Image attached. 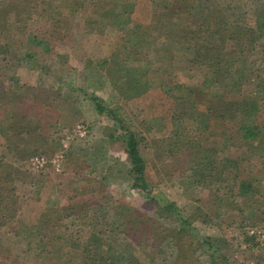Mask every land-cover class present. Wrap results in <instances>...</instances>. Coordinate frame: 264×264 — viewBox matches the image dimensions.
Here are the masks:
<instances>
[{
    "label": "rangeland",
    "instance_id": "obj_1",
    "mask_svg": "<svg viewBox=\"0 0 264 264\" xmlns=\"http://www.w3.org/2000/svg\"><path fill=\"white\" fill-rule=\"evenodd\" d=\"M79 1V8L73 13V4L70 2L66 5L62 0L37 1V9L23 13L27 21L26 27L37 30L45 42L41 45L29 42L33 47L32 51L37 52L36 60L0 53V74L5 80L6 88L12 86V81L8 79L10 77H15L19 85L26 86L20 92L24 91L30 97L28 106L35 112L42 113L46 121L43 127L45 137L51 135L47 140L36 141L38 146L43 147L32 153L28 152L27 147L16 146L18 137H12L13 130L8 129L5 110L0 105V184L12 179L17 202L15 217L19 216L21 220L32 223L22 229L15 228L19 223L12 225L13 219L7 228V225H2L5 235L0 230V264H264V235L250 232L251 228L264 232V220L261 218L264 214L260 212L264 208V65L260 61L263 56L261 51H264V32H257L256 46L251 50L250 47L245 48L242 57L251 65L244 81V96L256 97L259 104L252 115L248 114L249 121L253 120L261 126L258 140L245 142L237 121L229 120L224 130L223 127H209L206 95L203 98L187 96V88H184L187 84H202L207 72L191 69L187 55L179 50L174 51L173 58L170 56L166 62L154 59L144 68L148 71L152 88L167 91L162 102L163 112L168 114V120L162 115L153 121L149 120L148 123L153 126L151 129L130 113L126 101L117 98L105 73L95 68V63L107 59L115 48L119 33L114 26L115 18L111 15L106 21L112 19V25L110 22L105 26H100L99 23L93 25L91 20L105 6L124 0ZM128 1L134 3L137 0ZM206 1H210V6L215 7L216 3L213 1L216 0ZM255 2L256 5L253 2L248 4L243 15L254 28L257 26V19L264 21V14L262 18H258L264 12V0ZM56 8L60 9L62 17H67V27L62 22L47 20L45 12ZM186 8L187 1H174L171 4L173 12H186ZM194 12L192 18L196 21ZM147 15L142 12L140 21H149L150 16L146 18ZM152 24L154 25L153 21ZM9 26H17V23L10 22ZM155 29L157 28L151 29L154 32L150 41L158 47L166 46L167 40L163 35L157 34ZM46 42L51 44V51L45 52L48 46ZM204 90L207 92V87ZM93 94L114 105L126 125L152 136L141 145V151L148 162L146 178L157 195L175 202L183 209L184 216L190 219L191 226L182 237L183 240L176 234H167L166 237L154 236L151 240L140 238L135 242L123 232L120 227L123 220L111 204L114 203V197L123 195V191L116 187L127 183L128 166L125 158L118 155L120 150L110 143L108 132L111 125L106 117L96 114L95 104L91 99ZM173 114L185 119L187 132L191 133L193 128L198 127L197 132L193 130V137L201 142L202 148L195 157L190 158L192 163L211 154L213 142L210 133L218 134L219 130H223L224 137H219L217 141L222 142L226 138L232 146L228 149L222 145L217 158L219 156L222 159L228 155L239 157L238 166L225 171L227 182L232 181L234 171L238 181H259L256 183L257 189L259 188L256 193L246 191L234 198L240 204L239 208L243 209L241 216L240 213L236 215L233 209L228 210L223 199L220 201L216 197L214 201L209 200L207 185H199L202 183L201 178L198 181L194 180L197 177L187 178V183L192 182L194 188L186 192L189 185L184 186L177 175L167 174V166L158 159V139L159 136L168 135V121ZM193 119L196 120L195 123ZM78 124L88 126L85 136L77 134ZM155 134L157 137H154ZM13 141L14 145L11 146ZM57 153L62 155L59 170L52 162L42 168L31 163L32 157L44 155L52 159ZM189 172L187 168V175ZM102 185L107 187V191L97 192V189H102ZM237 190L238 188L233 190L234 194ZM125 193L127 195L123 196L127 201L129 197L132 199L131 207H138L142 211L153 206L144 192L136 195L127 191ZM251 197L254 198L253 201ZM257 200H260L259 203ZM223 203L224 210L216 206ZM166 213L152 214L157 225L154 227L167 231L178 230L180 220L173 211ZM29 228L32 233L27 235L25 231ZM200 239L209 241L213 246L209 247ZM223 257L226 261H223Z\"/></svg>",
    "mask_w": 264,
    "mask_h": 264
},
{
    "label": "trees",
    "instance_id": "obj_2",
    "mask_svg": "<svg viewBox=\"0 0 264 264\" xmlns=\"http://www.w3.org/2000/svg\"><path fill=\"white\" fill-rule=\"evenodd\" d=\"M37 1L40 0H0V53H11L15 57L36 60L37 52L32 51L33 47L29 42L32 41L36 45L45 42L38 35L37 30L26 27L27 21L23 17V13L37 9ZM62 1H65L66 5H69L70 2L73 4L71 13L77 11L80 5L79 0ZM167 1L151 0L142 2L137 0L132 3L124 0L121 3L114 2L107 7L105 6L91 22L93 25L99 23L100 26H105L107 22L112 25V19L108 21L106 19L110 15L113 16L115 18L114 26L117 27L119 33V41H117L115 48L107 59L95 63V68L101 69L105 73L116 92L117 98H123L126 101L130 113L137 117L141 124H148L147 128L152 129L153 126L148 123L149 120L153 121L158 116L161 117L160 115L168 120V114L165 115L163 112L164 102H162L165 99L164 93H167V91L162 88L153 89L148 71L144 68L156 59L161 63L166 62L170 56L173 58V53L176 50L184 51L191 69L207 72L208 75H206L202 84H187V87L184 88H187V96L195 95L203 98L206 95L209 127L211 126V129L223 127L224 130L225 124L229 120L237 121L240 130L243 132L242 137L245 142L251 143L258 140L261 126L253 120L249 121L248 114L252 115L259 104L256 97L247 98L244 96V92H246L244 81L251 65L245 58H242L245 54V48L249 49L250 47L249 50H251L256 46L258 41L257 32H264L263 19H257V26L254 28L251 22L246 21L243 17L245 8L249 3L253 2L256 5L255 0H251V2H249L250 0H216L213 1L216 3L215 7L210 6L211 2L206 0H199L196 4H194L196 0H172L171 3ZM174 1H187V11L181 12L184 8L182 7L180 12H173L171 4ZM193 7L196 9L195 12ZM142 12L150 16H146V18H150L149 21H140ZM193 12L197 17L196 21L192 18ZM45 13L47 20L50 22H62L67 27V17H62L59 8ZM261 13L262 15L258 18H262L264 12ZM10 22L17 23V26L10 27ZM152 28H157L155 29L157 34L164 36L167 40L166 46L158 47L150 41L152 32H154L151 31ZM25 36H27V39H25ZM17 44L18 46H16ZM46 44L48 46L45 48V52L51 51V44L49 42H46ZM261 52L263 56L260 61L264 65V51ZM34 65H36L35 62ZM8 79L12 81V86L6 88L5 80L0 74V105L5 110L4 115L8 129L13 130L12 137H18L19 143L15 142L16 146L27 147L28 152L32 153L43 147L38 146L36 141L47 140L51 138V135L48 134L49 138L45 137L46 132L43 127L46 121H44L42 113L40 111L35 112L31 106H28L30 97L24 91L20 92V89H23L25 85H19L15 77ZM205 87H207V92L204 90ZM85 92L88 93L86 90ZM91 99L98 113L106 117L109 125H111V130L108 132L111 145H116V148L120 150L118 155L120 154L127 162L129 179L127 183L116 188L123 191V195L126 194L125 191L130 192L132 195L144 192L150 204L153 202L151 209L145 208L141 211L138 207L130 206L132 203L130 197L129 201L123 195L114 197V203L111 206L123 220L120 222L123 232L135 242L140 238L151 240L154 236L166 237L167 234L173 236L176 234L180 240H183L182 237L187 234L186 231L191 226L190 219L186 215L184 216L183 209L177 206L175 202L157 195L146 178L148 162L141 151V145L142 142L149 139V137L152 138V136L144 131H136L130 125H126L117 108L106 103L102 97L93 94ZM221 110H223V113H220ZM148 111L150 114H148ZM195 122L196 120L193 119V123ZM168 123H170L168 135L159 136L158 139L160 149L158 159L167 166L165 169L167 174L177 175L182 179L181 183L184 186L189 185L185 189L186 192L194 188L192 182L187 183V178L192 176L194 179L197 177L194 179L195 181L201 178L202 183L199 185L201 187L207 185L209 200L214 201L216 197L220 201L223 199L222 202H225L228 210L233 209L236 211V215L240 213L239 216H241L243 209L239 208L240 204L235 202L234 198L237 194L246 191L256 193L259 190L256 183L259 181L257 179H251L247 182L238 181V177L235 175L236 171H234L235 176H232V181L227 182L225 171L237 167L239 157L228 155L222 157V159H219V156L217 158V152L222 149V145L228 149L232 146L226 138L222 142L217 141L219 137L221 139L224 137V131L219 130L218 134L210 133L213 142L211 144V154H207L205 159L198 158L192 163L190 158L195 157L194 155L199 153L202 148L201 142L193 137V134L195 135L193 130L197 132L198 127L193 128L191 133H189L190 131L187 132L185 119L178 114H173ZM154 137H157V134ZM12 145H14V141L11 143ZM187 168L192 173L189 172L187 175ZM200 175H203V177H200ZM102 186V189L96 191L101 190L105 193L107 187ZM236 188L238 190L234 194ZM14 190L12 179L5 180L0 184V226L15 217L17 202L16 197H14ZM251 198L253 201L254 198ZM257 201L259 203L260 200ZM216 206L221 210L225 208L224 203ZM1 208H3V211H1ZM168 211L171 213L173 211L180 220L181 225L178 230L167 231L154 227L157 225H155L156 222L152 218V214L157 212L163 215L167 214ZM260 212L264 214V208H261ZM261 218L264 220V216L261 215ZM200 241L207 243L209 247L213 246L209 241L202 239ZM222 259L226 261L225 257Z\"/></svg>",
    "mask_w": 264,
    "mask_h": 264
},
{
    "label": "built area",
    "instance_id": "obj_3",
    "mask_svg": "<svg viewBox=\"0 0 264 264\" xmlns=\"http://www.w3.org/2000/svg\"><path fill=\"white\" fill-rule=\"evenodd\" d=\"M76 132L80 137L85 136L88 132V126L85 124H78ZM61 159L62 155L60 153L55 154L52 159H49V157H46L44 155H38L31 158V163L35 165V167L42 168L45 167L48 163L52 162L56 166V169L59 170ZM250 232L264 235V232L262 233L261 229L251 228Z\"/></svg>",
    "mask_w": 264,
    "mask_h": 264
},
{
    "label": "crops",
    "instance_id": "obj_4",
    "mask_svg": "<svg viewBox=\"0 0 264 264\" xmlns=\"http://www.w3.org/2000/svg\"><path fill=\"white\" fill-rule=\"evenodd\" d=\"M83 91H85V89H82ZM85 93V92H84ZM76 107V106H75ZM73 108V107H72ZM77 108V107H76ZM96 108V107H95ZM96 114L99 116V115H101L100 113H98V111H97V109H96ZM20 218H19V216L18 217H15V218H13V220L11 221L12 222V225L15 223V224H18L19 223V225L17 226V227H15L16 229H22L23 228V226H25V225H32V223H30V221L29 220H19ZM19 220V221H18ZM29 222V223H28ZM31 222H32V220H31ZM8 223H10V221L9 222H7V224H5V228H7L8 227ZM0 230L3 232V235H5V231H4V228H3V226L2 227H0ZM8 230V229H7ZM26 232V234L27 235H29V233H32V230L29 228V230H27V231H25ZM19 252V251H18Z\"/></svg>",
    "mask_w": 264,
    "mask_h": 264
}]
</instances>
